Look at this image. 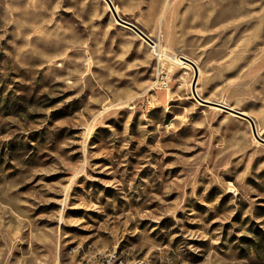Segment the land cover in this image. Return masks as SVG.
I'll return each mask as SVG.
<instances>
[{
    "label": "rangeland",
    "instance_id": "1",
    "mask_svg": "<svg viewBox=\"0 0 264 264\" xmlns=\"http://www.w3.org/2000/svg\"><path fill=\"white\" fill-rule=\"evenodd\" d=\"M110 1L154 49L101 0H0V264H264V145L178 58L264 140V0Z\"/></svg>",
    "mask_w": 264,
    "mask_h": 264
},
{
    "label": "water",
    "instance_id": "2",
    "mask_svg": "<svg viewBox=\"0 0 264 264\" xmlns=\"http://www.w3.org/2000/svg\"><path fill=\"white\" fill-rule=\"evenodd\" d=\"M101 1H103L106 4V6H107L108 10L111 12L115 22H117L119 25L124 26V27L128 28L129 30H131L132 32H134L139 38H141L147 44L154 46V42L150 38H148L139 28H137L135 25H133L130 22L122 20L117 15V13L114 9V5L112 4V2L110 0H101ZM179 59L182 62L189 64L194 71V75H193V78H192V81L190 84V93H191V96L194 98V100L201 105L219 109L225 113L233 115V116L247 122L249 125V128H250L251 134L254 137V139L257 142H259L260 144L264 145V140L257 135L254 122L248 115H246L242 112L233 110V109H231L227 106L221 105V104L205 101V100L201 99L200 97H198V95L196 94V91H195V85H196V80H197V68H196L195 64L190 60H188L184 57H181V56L179 57Z\"/></svg>",
    "mask_w": 264,
    "mask_h": 264
},
{
    "label": "built area",
    "instance_id": "3",
    "mask_svg": "<svg viewBox=\"0 0 264 264\" xmlns=\"http://www.w3.org/2000/svg\"><path fill=\"white\" fill-rule=\"evenodd\" d=\"M91 264H142V261H124L114 258V251L107 254H94Z\"/></svg>",
    "mask_w": 264,
    "mask_h": 264
},
{
    "label": "bare ground",
    "instance_id": "4",
    "mask_svg": "<svg viewBox=\"0 0 264 264\" xmlns=\"http://www.w3.org/2000/svg\"><path fill=\"white\" fill-rule=\"evenodd\" d=\"M104 3V2H103ZM106 5V4H105ZM114 9H115V11H116V8L114 7ZM165 9H166V7H165ZM110 12V11H109ZM164 12V11H163ZM116 13H117V11H116ZM110 14H111V12H110ZM117 15H118V13H117ZM111 16H112V14H111ZM119 16V15H118ZM163 16V15H162ZM120 17V16H119ZM161 17V16H160ZM112 18H113V16H112ZM164 18V17H163ZM114 19V18H113ZM123 20V19H122ZM162 20V19H161ZM115 21V20H114ZM145 34V33H144ZM146 35V34H145ZM148 46L151 48V49H154L155 47H156V45L154 44V46H152V45H149L148 44ZM179 58V57H178ZM177 58V59H178ZM173 60V59H172ZM180 60V59H179ZM176 61V60H175ZM180 63L181 64H183V65H186V66H189V67H191L189 64H187V63H185V62H182L181 60H180ZM192 68V67H191ZM197 71H198V67H197ZM114 258H115V255H114Z\"/></svg>",
    "mask_w": 264,
    "mask_h": 264
}]
</instances>
